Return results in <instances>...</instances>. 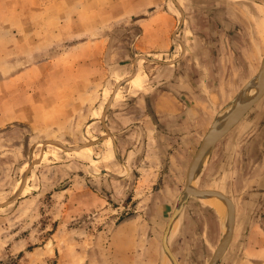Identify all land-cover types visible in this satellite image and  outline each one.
Wrapping results in <instances>:
<instances>
[{"label": "rangeland", "instance_id": "obj_1", "mask_svg": "<svg viewBox=\"0 0 264 264\" xmlns=\"http://www.w3.org/2000/svg\"><path fill=\"white\" fill-rule=\"evenodd\" d=\"M177 2L182 22L172 0H0V264H173L181 203L168 245L211 264L228 206L185 175L253 99L264 0ZM207 154L193 187L235 208L214 264H264V91Z\"/></svg>", "mask_w": 264, "mask_h": 264}, {"label": "water", "instance_id": "obj_2", "mask_svg": "<svg viewBox=\"0 0 264 264\" xmlns=\"http://www.w3.org/2000/svg\"><path fill=\"white\" fill-rule=\"evenodd\" d=\"M172 1L180 10L181 17H182L181 22H182L183 16H184L183 10H182L180 4L177 2V0H172ZM173 36H175V33H173ZM141 57H144V59L146 58V60L150 61V62H157V63H163L166 65H169L165 61H161V60H157V59H151V58H148V57H145L142 55H141ZM182 57H178L175 61H173V63L179 61L180 59H182ZM135 60L137 63V59H135ZM136 68H137V64H136ZM263 75H264V61L261 63V66H260V69H259V72L257 75L256 85H255V88L253 91L254 96H253L252 101L248 105H245L244 107H242L238 112H235L231 116H229L228 119L226 121H224V123L220 127H218L217 125H212L209 128V130L206 132V134L203 136L201 142L199 143V145H198L194 155L192 156L191 160L189 161V164L187 167V171H186V175H185L186 197H189L193 194L216 192V193H219L224 198V200L226 201V204L228 206V232H227V236H226V239L224 241L223 246L216 252L215 256L213 257L211 264H214L216 259L225 252L226 248L229 246V244L231 242V238L233 235V229H234V222H235V208H234L232 200L229 197H227L223 192H221L219 190H214V189H200V188L193 187L195 175H196L197 169L199 167L198 163L209 152V150L213 148V146L227 132V130L242 116V114L247 109H249L253 104H255L258 101V99L262 96L264 88H263V86L259 85V81L261 78H263ZM116 90H117V87L113 90L111 97H110V99H109V101L105 107L103 115L105 114L107 108L109 107L111 100L116 93ZM11 201L3 203L2 205H7ZM180 208L176 209V211L173 213L172 217H170V219L167 223V226L165 228V231L163 233V236H162L163 248H164L165 252L167 253V255L169 256V258L171 259L173 264H178V263H177V260L175 259V256L173 255L169 245H168V239L167 238H168V233H169L171 224H172L173 220L175 219L177 213L179 212Z\"/></svg>", "mask_w": 264, "mask_h": 264}, {"label": "bare ground", "instance_id": "obj_3", "mask_svg": "<svg viewBox=\"0 0 264 264\" xmlns=\"http://www.w3.org/2000/svg\"><path fill=\"white\" fill-rule=\"evenodd\" d=\"M258 4V3H257ZM263 7V6H262ZM261 9V8H260ZM261 11L264 13V8L263 9H261ZM261 12V13H262ZM264 18V17H263ZM175 37V36H174ZM183 56V54H181L179 57H182ZM140 58H143L144 59V57H141V56H139ZM145 60H146V58H145ZM158 60V59H157ZM176 60V59H175ZM174 60V61H175ZM166 63H168V64H172L173 63V61H165ZM263 78H264V75H263ZM263 78H261L260 79V81L263 79ZM262 82V81H261ZM252 84H253V82H252ZM251 84V85H252ZM260 86H262V83H260L259 84ZM263 85H264V83H263ZM264 88V87H263ZM252 93V92H251ZM246 94V93H245ZM248 95V98L250 97V95L251 94H247ZM253 95V94H252ZM251 95V96H252ZM243 97V96H242ZM245 97H246V95H245ZM251 99V98H250ZM250 99H247V100H242L241 98H238V100L236 101V104H235V106H234V108H233V110H232V112L236 109V107L239 105V103H241L242 101H246V102H248ZM248 103H250V102H248ZM242 104V103H241ZM247 104V103H246ZM243 105V104H242ZM245 105V104H244ZM243 107V106H242ZM238 108V107H237ZM240 109H241V107H240ZM240 109H238V110H240ZM235 112H237V111H234L233 113H235ZM232 113V114H233ZM231 114V115H232ZM227 120V119H226ZM225 120V121H226ZM208 155V154H207ZM205 160H206V155L199 161V163H198V165H201V164H204L205 163ZM192 187V186H191ZM186 193V192H185ZM192 196H194V197H199V198H205V199H213V200H217V201H219V202H217V201H211V202H213V203H217V204H219L220 206H222V205H224V208H227V204H226V201L224 200V198L220 195V194H218V193H215V192H209V193H199V194H193ZM221 198V199H220ZM223 203V204H222ZM222 204V205H221ZM181 205H182V203L179 205V207L177 208V209H179L180 207H181ZM219 205H216V204H212V206L214 207V208H216V210H219V211H222L221 209V207L219 206ZM223 207V206H222ZM176 211V210H175ZM174 211V212H175ZM173 215V214H172ZM177 215H178V213H177ZM177 215H176V217H177ZM172 217V216H171ZM175 217V218H176ZM175 221V219L173 220V222ZM173 222H172V224H173ZM172 224H171V226H172ZM173 227V226H172ZM170 229H171V227H170ZM174 230H175V228L173 227L171 230H169V233H168V237L174 232ZM165 231V230H164ZM163 246V245H162Z\"/></svg>", "mask_w": 264, "mask_h": 264}, {"label": "crops", "instance_id": "obj_4", "mask_svg": "<svg viewBox=\"0 0 264 264\" xmlns=\"http://www.w3.org/2000/svg\"><path fill=\"white\" fill-rule=\"evenodd\" d=\"M263 242V241H262ZM263 244V243H262ZM260 247H264V244H263V246H260Z\"/></svg>", "mask_w": 264, "mask_h": 264}]
</instances>
